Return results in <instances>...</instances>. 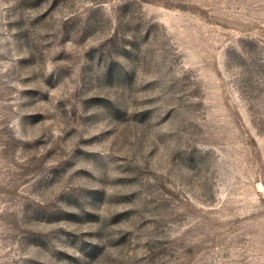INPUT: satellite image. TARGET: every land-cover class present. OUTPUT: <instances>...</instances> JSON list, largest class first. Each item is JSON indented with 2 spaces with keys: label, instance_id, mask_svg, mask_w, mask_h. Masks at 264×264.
I'll list each match as a JSON object with an SVG mask.
<instances>
[{
  "label": "rangeland",
  "instance_id": "1",
  "mask_svg": "<svg viewBox=\"0 0 264 264\" xmlns=\"http://www.w3.org/2000/svg\"><path fill=\"white\" fill-rule=\"evenodd\" d=\"M0 264H264V0H0Z\"/></svg>",
  "mask_w": 264,
  "mask_h": 264
}]
</instances>
